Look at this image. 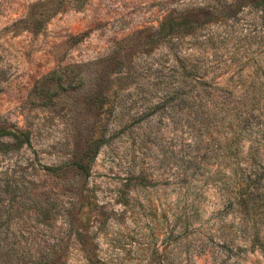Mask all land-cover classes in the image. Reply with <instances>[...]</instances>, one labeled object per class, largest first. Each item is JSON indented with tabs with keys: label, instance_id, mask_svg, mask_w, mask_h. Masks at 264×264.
Returning a JSON list of instances; mask_svg holds the SVG:
<instances>
[{
	"label": "rangeland",
	"instance_id": "obj_1",
	"mask_svg": "<svg viewBox=\"0 0 264 264\" xmlns=\"http://www.w3.org/2000/svg\"><path fill=\"white\" fill-rule=\"evenodd\" d=\"M76 4L0 0V264H264V0Z\"/></svg>",
	"mask_w": 264,
	"mask_h": 264
},
{
	"label": "trees",
	"instance_id": "obj_2",
	"mask_svg": "<svg viewBox=\"0 0 264 264\" xmlns=\"http://www.w3.org/2000/svg\"><path fill=\"white\" fill-rule=\"evenodd\" d=\"M77 6H80L84 3L85 0H76ZM255 103L254 98H236V114L232 117L231 120H227L230 125L236 128V148L238 149L242 144L240 141L244 139L249 143L254 145L253 150H259L260 147H264V116L261 113H257V118L253 119L254 110L249 108V110L241 109V107L248 105L253 106ZM225 113V112H224ZM224 119H226L224 117ZM228 119V118H227ZM256 152H252L254 156ZM258 158V155H255ZM254 156V157H255ZM260 162V159L253 161L254 163ZM88 163V162H87ZM73 169L76 170V173L79 176H87V164H81L80 162H73L71 164ZM247 165L243 161H238L236 163V169H238V178L236 181V196L235 203L238 210H245L249 206H264V171L257 172L255 169L250 172L248 170L245 172ZM46 171L48 173L57 175V168L47 167ZM250 204V205H249ZM255 243L257 244L260 252L264 255V241L258 239V232L254 234ZM8 248L6 246L0 247ZM48 257H39L36 259H30L26 262H16V264H49Z\"/></svg>",
	"mask_w": 264,
	"mask_h": 264
}]
</instances>
